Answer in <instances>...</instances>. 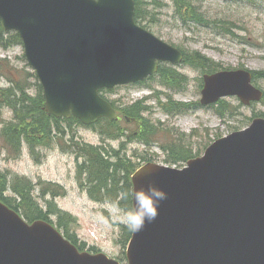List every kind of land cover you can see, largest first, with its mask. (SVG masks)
Here are the masks:
<instances>
[{"label": "water", "instance_id": "water-1", "mask_svg": "<svg viewBox=\"0 0 264 264\" xmlns=\"http://www.w3.org/2000/svg\"><path fill=\"white\" fill-rule=\"evenodd\" d=\"M133 0H0L6 30H17L37 70L45 111L84 124L116 117L98 91L142 80L159 61L179 63L178 50L138 27ZM246 71L205 77L204 104L262 93ZM183 171L147 164L134 191L164 189L155 222L133 234L129 264H264V120L217 141ZM0 264H120L81 253L49 223L28 224L0 202Z\"/></svg>", "mask_w": 264, "mask_h": 264}, {"label": "rangeland", "instance_id": "rangeland-1", "mask_svg": "<svg viewBox=\"0 0 264 264\" xmlns=\"http://www.w3.org/2000/svg\"><path fill=\"white\" fill-rule=\"evenodd\" d=\"M162 1L165 2L164 6L162 9L157 10L153 7L150 8L151 3L143 1L146 9L153 13H159V23L149 25L156 35L182 48L187 54L199 52L220 64L223 68H244L264 73V0H204L198 5L194 0H188L195 7L199 17L201 19L204 17V20L209 22L207 24L190 22L189 17L186 16L188 13L184 9L181 10L180 17H178L175 3L172 0ZM182 21H185V23H182ZM225 28H230V32H227ZM22 55L23 50L21 48H16L9 53L0 51V60L5 58L9 60L10 58L12 67V69H0V87L8 88L10 86L9 78H12L15 82H24L25 85H32L35 82L34 79L27 80L28 72H24V70L31 71L28 65V68L25 67V63L23 68V63L17 62V58ZM178 69L189 77L190 83L187 92L176 95L175 100L183 103H198L201 98L198 89V79L202 77L201 73L184 65L178 67ZM257 85L264 91V78H259ZM36 94V90L30 93L33 97ZM147 95L148 93L137 88H122L111 94L110 97L114 100L123 99L124 104H131ZM227 100L235 108L240 106L239 109L236 108L239 115H236L233 119L229 116L227 123L222 122L215 115L214 110L204 109H197L180 115L176 119H171L164 116L159 104H157L151 120L152 122L160 120L167 125L164 128L171 127L172 131L183 135L199 130L192 138V141L196 143L195 150H197L203 148L205 144L212 143L217 136H225L235 129L245 127L251 122L252 117L254 118L256 115L264 116V103L246 107L242 106L235 98ZM145 112L146 110L142 111V113ZM12 120L11 112L2 107L0 109L2 128L6 122ZM77 136L76 143L84 144L86 142L94 146L102 144L100 135L93 129L77 128ZM61 138L63 139V137ZM112 145L115 148L118 147L117 143ZM67 146L68 143L66 142L64 148L68 154L62 153L58 147L51 146L38 149L33 154L25 146L21 155H11L9 152L8 154L5 152L6 145L0 136V170L9 174L10 184L17 180L14 176H21L30 179L33 185L43 182L60 185L65 195L55 200L50 197L44 200L38 199L40 205L43 207L46 200H52L51 202H54L61 210L77 218L78 226L75 232L81 241L88 242V247H95L111 258L126 263V247L121 241L122 226L124 225L116 220L114 214L105 206V203L94 202L87 195L85 189L81 188L77 176L76 155L72 153L71 149H67ZM138 148L140 152H145L136 143L129 145L130 150ZM153 152L159 156V158L156 157L158 159L156 162L165 164V157L161 151L153 149ZM122 158L125 160L124 155H122ZM39 191L37 189V192ZM52 220L56 224L57 219L53 217Z\"/></svg>", "mask_w": 264, "mask_h": 264}, {"label": "trees", "instance_id": "trees-1", "mask_svg": "<svg viewBox=\"0 0 264 264\" xmlns=\"http://www.w3.org/2000/svg\"><path fill=\"white\" fill-rule=\"evenodd\" d=\"M177 2L181 9H184V11L188 13V19L193 20L199 17L195 7L188 0H177ZM207 23L206 20H203V24ZM1 33L2 29L0 27V45L11 46L18 43L17 39L4 42ZM190 62L191 65L206 73L215 72L219 69L218 64L199 53H195L191 57ZM163 71L171 72V74L163 76L165 85L171 87L179 81L185 83V81H182L184 77L180 74L170 69H164ZM163 71H161V75ZM259 75L260 74L255 73L256 78H258ZM18 89H20V87H18ZM41 91L40 89V93H42ZM1 104L9 105L15 111V122L6 124L4 127V137L7 141V145L15 144L20 147L22 139H25L32 148L38 145H47L50 144V142H55V139L51 136L54 129L52 121L57 123V129L62 133V135H60L63 139H66V133L72 130L74 125L79 123L75 119L63 121V129H61L58 120L47 116L45 112H43V97L41 94L40 97L31 99L26 96L24 90L22 92L18 90V92L5 96ZM137 107L138 105L129 109V112L127 110L126 114L130 117H135L136 113H133V111H136ZM139 111L140 108H138L137 112L139 113ZM100 125H103V127L108 128L109 131L116 134L120 131L119 124L115 122L104 120ZM144 132L145 135L148 134V136H152L155 134L156 129L152 126H148ZM157 133L158 132H156V134ZM73 137L74 135L70 138ZM70 143H73L80 156H85L86 158L85 163L80 167L79 175L80 177L84 176L86 178L90 192L95 198L106 199L110 196L111 199L117 200L121 190L127 189L130 192L132 191L130 175L137 167L136 163L127 160V158H125V160L124 158H120L121 154L116 151L107 153L100 148L76 143L74 139H72ZM165 149L169 154L171 153V158H169L168 161L173 163L181 159L176 155L177 152L175 149ZM8 175V173H3L0 170L1 201L6 203L10 208L21 212L29 221L45 220L51 222L50 217H57L58 227L65 232V236L81 250L85 248L84 244L79 245L77 236L72 234L71 227L77 224L76 218L59 210L53 202H47L46 209L42 208L38 203V198L33 196L35 188L27 180L17 178V180L10 184ZM8 192H11L13 196H9ZM48 193H51L53 197L62 195L58 188L52 186L43 187L42 197L45 198ZM124 203L125 202H122V204ZM129 206H131V202H129ZM131 234L132 232L125 229V235L122 241L123 244L129 241Z\"/></svg>", "mask_w": 264, "mask_h": 264}, {"label": "clouds", "instance_id": "clouds-1", "mask_svg": "<svg viewBox=\"0 0 264 264\" xmlns=\"http://www.w3.org/2000/svg\"><path fill=\"white\" fill-rule=\"evenodd\" d=\"M98 3L99 0H94ZM131 199V206L121 207L119 202H127ZM168 193L156 186L149 184L147 187L137 188L134 192L123 189L118 194V201H106L105 206L112 212L121 224L129 232L136 233L145 227L146 224L155 222L159 216V209Z\"/></svg>", "mask_w": 264, "mask_h": 264}, {"label": "bare ground", "instance_id": "bare-ground-1", "mask_svg": "<svg viewBox=\"0 0 264 264\" xmlns=\"http://www.w3.org/2000/svg\"><path fill=\"white\" fill-rule=\"evenodd\" d=\"M209 23V22H208ZM4 106H6V105H4ZM143 111V110H142ZM12 122H15V115L13 116V120L12 121H10V122H6V124H10V123H12ZM3 124V123H2ZM6 124H4V126H3V129H4V127L6 126ZM54 129H53V132H52V137H53V139H55V142H50V144H45V145H38V146H35V148H37V149H41V148H45V147H54V145L58 142V141H60V140H62V133L57 129V126L54 124V127H53ZM61 129H63V127H60ZM71 132V130H69V132H67L66 133V135H65V138L66 137H68V135H69V133ZM54 134V135H53ZM61 134V135H60ZM72 139H74V141L77 139V138H75V137H73V138H70L68 141H67V143H68V146H67V149H71L72 150V153H74L75 155H76V157H83V156H80L79 154H78V152H77V150H76V148H75V146L73 145V143H70L71 142V140ZM83 144V143H82ZM83 145H85V144H83ZM68 152H69V150H68ZM120 158H122V156H120Z\"/></svg>", "mask_w": 264, "mask_h": 264}]
</instances>
